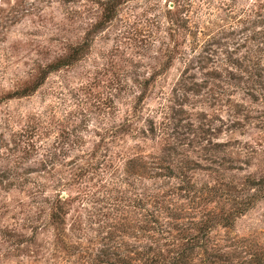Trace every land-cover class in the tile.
Here are the masks:
<instances>
[{
	"label": "rangeland",
	"instance_id": "obj_1",
	"mask_svg": "<svg viewBox=\"0 0 264 264\" xmlns=\"http://www.w3.org/2000/svg\"><path fill=\"white\" fill-rule=\"evenodd\" d=\"M184 250L264 264V0H0V264Z\"/></svg>",
	"mask_w": 264,
	"mask_h": 264
},
{
	"label": "trees",
	"instance_id": "obj_2",
	"mask_svg": "<svg viewBox=\"0 0 264 264\" xmlns=\"http://www.w3.org/2000/svg\"><path fill=\"white\" fill-rule=\"evenodd\" d=\"M110 7H106V12H105V16L108 18V17H112V14H113V10L109 9ZM83 48H76L74 50H72V52L70 53V55L65 58V59H62V60H59L57 61L56 63L54 64H51L49 65L47 68H45L40 74H39V77L37 78V83H33L29 86H25V87H21L17 90H15L14 92L8 94V96H6L8 100H11V99H14V98H22V97H25L27 95H29L30 93L34 92L41 84H42V81L45 79L46 75L50 72H54V71H57L59 70L61 67H64V66H67L69 65L70 63L76 61L78 59V57L83 53ZM146 195V199H152L153 201H155L156 203H161L162 202V197L159 196V194H155V193H148V194H145ZM180 211H183V210H180ZM147 215H149L150 217V220L147 221V223L145 224V222H143V226L139 228V232H151L153 231L152 228H148V227H151V224L154 226V224L156 223V221H154V218H153V215L152 214H148L147 212ZM51 218L54 220L55 223H58L57 225H60L61 223V216L59 213H52L51 214ZM147 225V226H146ZM201 227L199 229L198 232H208L209 229H210V226H206V225H203V224H200ZM131 227L129 226V221L126 220V230L127 229H130ZM198 238L197 236L195 237H192V238H185L184 239V243H185V246H190L193 241ZM192 248H187V250H191ZM187 257L186 253H185V250L184 252L180 253V254H177L176 257H174L172 259L171 262H165V260L163 259V255L162 254H159L158 256L156 257H152V258H149L148 256L144 255L143 256V260H144V264H182L183 263V260H185ZM89 264V263H88ZM103 264H107L106 262H104ZM126 264H131L129 263L128 261H126ZM210 264H215L214 262H210Z\"/></svg>",
	"mask_w": 264,
	"mask_h": 264
}]
</instances>
